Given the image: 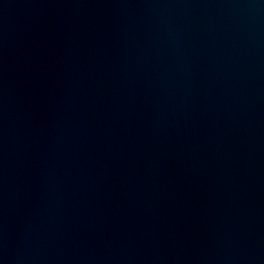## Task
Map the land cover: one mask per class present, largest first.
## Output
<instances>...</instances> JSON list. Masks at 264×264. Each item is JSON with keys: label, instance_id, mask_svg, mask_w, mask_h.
Masks as SVG:
<instances>
[{"label": "water", "instance_id": "95a60500", "mask_svg": "<svg viewBox=\"0 0 264 264\" xmlns=\"http://www.w3.org/2000/svg\"><path fill=\"white\" fill-rule=\"evenodd\" d=\"M0 264H264V0H0Z\"/></svg>", "mask_w": 264, "mask_h": 264}]
</instances>
